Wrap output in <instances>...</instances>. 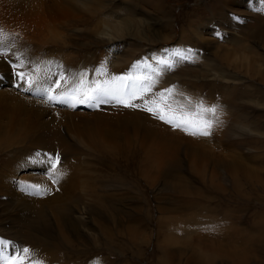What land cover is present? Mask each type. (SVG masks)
Segmentation results:
<instances>
[{"label":"rangeland","instance_id":"1","mask_svg":"<svg viewBox=\"0 0 264 264\" xmlns=\"http://www.w3.org/2000/svg\"><path fill=\"white\" fill-rule=\"evenodd\" d=\"M70 3L1 25L0 264H264V0Z\"/></svg>","mask_w":264,"mask_h":264},{"label":"bare ground","instance_id":"2","mask_svg":"<svg viewBox=\"0 0 264 264\" xmlns=\"http://www.w3.org/2000/svg\"><path fill=\"white\" fill-rule=\"evenodd\" d=\"M49 1V0H47ZM46 0H24L23 2H21L20 0L17 1V3L13 6H9V7H3L2 5V0H0V31H1V25H4L6 23H13L14 25H16L19 28H29L32 27L34 24L38 23L39 20L43 19V15L45 14V16H50L52 19H59L62 18L65 19L66 18V13L64 10L66 9H70L68 8V6H70L71 8L74 7V5H72L73 3H70L71 0H51L49 2H47ZM76 1V0H74ZM76 4V3H74ZM78 8V7H77ZM49 11V12H48ZM80 12V9L78 10ZM76 17H78V13L74 14ZM107 17V16H106ZM91 18V17H90ZM120 34V33H119ZM124 36V35H123ZM187 39V38H186ZM178 45V44H177ZM236 47V46H235ZM180 48V47H179ZM241 49V47H240ZM237 50V49H236ZM228 53V52H227ZM235 53V51H234ZM241 53V52H240ZM233 54V53H232ZM236 54V53H235ZM197 55V54H196ZM203 56V55H202ZM237 56V55H236ZM147 59V58H146ZM155 60V59H154ZM167 60V59H166ZM151 61V60H150ZM237 61V60H236ZM164 62V61H163ZM241 63V61L239 62ZM238 63V64H239ZM242 66V65H241ZM150 67V66H149ZM148 67V68H149ZM238 68V67H237ZM248 68V67H247ZM155 69V68H154ZM256 69V68H255ZM155 71V70H154ZM158 71V70H157ZM162 71V70H161ZM168 71V70H167ZM254 73H257V71H255L253 69ZM79 72V71H78ZM139 72V71H138ZM146 72V71H145ZM149 72V71H148ZM137 73V72H136ZM158 73V72H157ZM164 73V72H163ZM145 74V73H144ZM166 74V73H165ZM125 75V74H124ZM123 75V76H124ZM155 75V74H154ZM163 76V75H162ZM256 76V74H255ZM140 77V76H139ZM145 77V76H144ZM152 77V76H151ZM136 78V77H135ZM156 78V77H155ZM163 78V77H162ZM77 80V79H76ZM150 80V79H149ZM151 82V80H150ZM162 82V81H161ZM78 84V83H77ZM148 84V83H147ZM84 85V84H83ZM152 85V84H151ZM149 86V85H148ZM152 87V86H150ZM79 88V87H78ZM182 92V91H181ZM185 94V92H184ZM60 95V94H59ZM180 96V95H178ZM182 96V95H181ZM180 98V97H179ZM188 98V97H186ZM195 103V102H194ZM189 106V105H188ZM191 106V105H190ZM194 106V105H193ZM179 108L182 110V112H185L184 107H180ZM189 113V112H188ZM193 114V113H192ZM64 218V217H63ZM171 222H168V228L170 231V234L172 232H174V230L176 229V224L177 223H171L172 225H170ZM166 224V225H167ZM170 225V226H169ZM176 226V227H175ZM64 230V229H63ZM172 231V232H171ZM174 234V233H173ZM176 234V233H175ZM170 236V235H169ZM178 237V236H177ZM176 238V236H175ZM174 239V238H173ZM162 241H164L162 243ZM160 246H162L163 248L165 246L168 245V243H175L174 241L171 240V242H169V238L167 239H162ZM165 251V248H164ZM163 252V251H162ZM167 254V253H166ZM164 259H167V256L165 254H163Z\"/></svg>","mask_w":264,"mask_h":264},{"label":"snow or ice","instance_id":"3","mask_svg":"<svg viewBox=\"0 0 264 264\" xmlns=\"http://www.w3.org/2000/svg\"><path fill=\"white\" fill-rule=\"evenodd\" d=\"M3 53L0 52V55H2ZM19 60V58H18ZM24 65L22 62L17 63L16 65H14V68H22ZM16 75L18 76V78L21 81H24L28 84V88L25 90H30L33 85H34V81L32 80V78L30 76L26 77V74L23 71H18L16 72ZM17 87H20V84L16 85ZM145 92H149L151 91V87L145 88L143 89ZM102 89H97V95H99L100 93H102ZM165 93L171 94L172 90L171 89H165L164 90ZM49 99H52L51 96L48 97ZM89 99H96L97 96L93 95V96H89ZM138 98L135 94H133L132 97H130V99H136ZM161 98L164 99V95L163 93L161 94ZM66 102V101H65ZM81 103H83L84 101L81 100ZM103 102V101H102ZM119 103L124 104L126 107H135V105L130 104V103H126L124 100H119ZM148 112H153V108H147L146 109ZM166 110H170V106H165L164 108H162L160 105H156V112H154V114L159 113V119H161L162 121L171 124L177 128H183L184 130H187L188 127L191 126H199V131L198 134L200 135H209L210 134V129L212 127V124L210 121L207 120H203V119H196L193 120L190 117L184 116V115H177L175 111H172L171 115H166ZM202 111H207V112H212L215 113L216 109L215 108H208V109H202ZM196 116L199 117L200 113H196ZM50 160V167L55 169L59 166L60 163V157L59 154H56L55 157H49ZM28 189H34L36 190L37 194L40 191V186L39 185H29L27 186L26 190ZM5 242L3 240H0V245H3ZM31 257V250L28 248H23L19 251V253L13 257L10 258V260L8 261V264H41V262L33 260L30 258Z\"/></svg>","mask_w":264,"mask_h":264}]
</instances>
